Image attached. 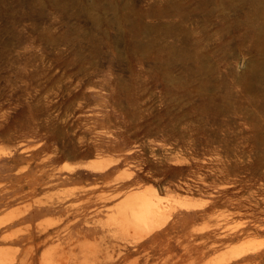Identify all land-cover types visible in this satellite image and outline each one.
<instances>
[{
	"label": "rangeland",
	"instance_id": "374dc122",
	"mask_svg": "<svg viewBox=\"0 0 264 264\" xmlns=\"http://www.w3.org/2000/svg\"><path fill=\"white\" fill-rule=\"evenodd\" d=\"M81 2L0 0V264H211L264 244V87L250 103L243 31L188 3L193 18L173 21L176 40L141 37L192 52L205 39L194 25H210L211 74L181 64L174 75H192L170 85L154 51L131 57L120 31L107 38ZM184 26L199 34L190 41ZM155 192L172 212L144 236L134 219ZM237 264H264V246Z\"/></svg>",
	"mask_w": 264,
	"mask_h": 264
},
{
	"label": "bare ground",
	"instance_id": "6f19581e",
	"mask_svg": "<svg viewBox=\"0 0 264 264\" xmlns=\"http://www.w3.org/2000/svg\"><path fill=\"white\" fill-rule=\"evenodd\" d=\"M49 1L54 6H57L59 8H64V2L66 0H49ZM68 1H72L75 4L82 3L81 2L82 0H68ZM84 1L88 5V8L86 9V15L90 20V22L92 23V25L97 30L101 31L104 35H106L107 38L108 35L106 31H108L109 29H116L117 31H120V35L122 34L127 39L129 54L131 57L135 58V56L138 55L140 57L145 58L148 54H150L151 51H154L153 62L155 64V70L160 74L162 79L165 82L169 83L170 85L182 84L186 82L184 80V76L186 77L189 74L192 75L191 69L188 67H183L184 70L178 76L174 75V73L178 70V67L181 64L185 65L187 63L189 64L197 63L198 67L194 72L195 74H199V75L207 73L208 69L211 68V67L209 68L208 63H210L209 58L211 57L212 50H210V53L207 54H205L203 51L204 49L203 41L208 42L211 40L213 36L208 29L210 25L207 26L208 29L207 30L204 24L199 25L198 22H197L198 24L197 23L195 24L196 21L194 20L193 23L191 22L192 24L189 22L191 25L195 24L194 26L197 29H200L202 33L204 32L203 35L205 36L204 40L201 41L196 40L197 42L194 43L195 46L193 47L194 49L192 48L193 49L192 52L189 51L187 48H185V50L184 49L179 50L178 48H176L177 45L176 47L175 45H173L174 43L172 45L166 44V47L163 45L164 47L154 49L153 47H155L156 44L153 46V44L150 42L151 40L149 41L150 43H147L149 45H146V43L143 44V42L141 41V37H145L144 39H146V36L157 34L161 39L164 38V40L165 39L176 40L174 37L175 35H177L176 30H178V27L177 25H175L176 23L174 24L173 21H175V19H178L179 22H181L182 24L186 25L188 23L189 20L188 19L189 13L187 9L188 3H198V5L204 11H206V14L210 16H214L218 14V16L221 17V19L223 20L224 25H227V27L229 28H235V29H239L240 31H243V34L240 39L242 46L245 45L247 42H250L251 44V50L254 54V59L250 63H248L245 73L240 77V81L242 82L244 89L248 93L249 102L252 104H256V102H259L258 99L255 97L256 95L254 96L253 91L255 85H260L264 87V0H154V4L151 5L148 9H135L133 6L134 0H84ZM104 1H106L107 3H105ZM150 2L148 1V3ZM199 6L196 7H198L199 9ZM231 13H233L234 15L236 14L239 15L238 17L233 19L231 18L232 16L230 15ZM110 14H112V17H109ZM193 15H197V14L195 13ZM202 15L204 16V14H201V16ZM196 17L194 16V18ZM149 18H151V20L152 19L157 20L159 22L158 24H156L157 26L155 25L151 26V23L148 25L147 19ZM164 20H168L170 23L169 24L162 23ZM195 27L194 28L191 27L189 29L186 26H184L183 31L188 36V39H190L189 36L191 34L193 35V33L195 32L194 31L196 30ZM197 34H199V32H197ZM192 35L190 36L191 38ZM179 37L184 38L182 36ZM154 40L152 41L154 42ZM156 42L157 41H155V43ZM211 42L212 41H210V45L212 44ZM207 44L209 45V43ZM189 49L191 50L190 47ZM207 74L208 75L211 74V71L210 73ZM260 105H261L260 111L264 112V97L262 98ZM105 167H98V168L104 169ZM181 206L187 210L202 209V208L204 210L205 207L204 205H194L186 201L181 202ZM171 212H172L171 205H165V203H163L158 198V194L156 192L149 195L147 194V196L143 197L141 209L135 216L134 220L136 227L140 230V232H142L144 236H150L156 234L157 232L161 231L166 227L167 221L169 220L168 215L171 214ZM84 218L86 217H83V219ZM44 234H46V231ZM83 234L84 233H81V235ZM48 236L50 237L51 233L50 235L48 234ZM170 244L172 246V243ZM261 245L264 246V244ZM259 246L250 247L249 249L242 250L236 253L235 255L226 258L220 262H215L211 264H237L239 258L250 252V249L257 251L259 249ZM203 247L204 245L202 243L198 244L195 247L196 253L200 254Z\"/></svg>",
	"mask_w": 264,
	"mask_h": 264
}]
</instances>
